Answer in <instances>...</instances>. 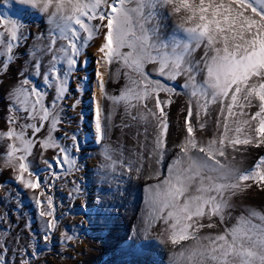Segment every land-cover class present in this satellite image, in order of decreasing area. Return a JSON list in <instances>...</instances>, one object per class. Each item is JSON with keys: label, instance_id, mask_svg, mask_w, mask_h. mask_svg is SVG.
Returning <instances> with one entry per match:
<instances>
[{"label": "snow or ice", "instance_id": "1", "mask_svg": "<svg viewBox=\"0 0 264 264\" xmlns=\"http://www.w3.org/2000/svg\"><path fill=\"white\" fill-rule=\"evenodd\" d=\"M16 2L42 14L48 31L36 34L20 78L9 89L0 167L11 169L12 179L23 188L39 189L33 200L44 220L40 239L50 243L59 225L57 205L46 189L82 170L75 155L81 151L77 132L69 135L61 126L70 122L65 119L70 85L76 81L77 93L85 91L87 76L76 74L87 67L86 50L99 39L101 98L94 90L91 123L101 149V179L107 173L135 174L146 181L144 232L161 226L156 238L171 247V264H264V211L246 207V215L235 217L231 226L226 223L233 219L235 197L253 189L264 192V155L247 168L238 160L249 149H264V0ZM167 18L175 22L169 38L161 32ZM25 27L0 15V71L6 73L19 59ZM106 75L117 82L123 78L118 94L109 92ZM177 81L182 91L174 86ZM181 95L187 99L180 138L170 146L168 110ZM81 103L75 98L71 108ZM121 107L126 118L122 128L133 127L129 121L143 125V140L139 130L135 134L139 151L131 155L110 143L112 118ZM78 115L82 125L85 113ZM209 130L211 136L204 139ZM49 150L54 155L46 158ZM37 155L43 169L33 166ZM72 183L73 193H80L81 185ZM218 227L220 231L204 232ZM25 228L30 239L37 236L30 222ZM62 236V243L77 238L67 231ZM6 239L7 234L0 236V264H8ZM17 252L18 264H33L40 255L35 243Z\"/></svg>", "mask_w": 264, "mask_h": 264}, {"label": "rangeland", "instance_id": "2", "mask_svg": "<svg viewBox=\"0 0 264 264\" xmlns=\"http://www.w3.org/2000/svg\"><path fill=\"white\" fill-rule=\"evenodd\" d=\"M7 4L0 6V15L4 16L5 18L18 19L17 17L15 18V16H13L14 14H12V10L8 8ZM2 7L4 8V11ZM30 20L32 23L34 18L29 16L27 21ZM39 25L40 21L37 25L32 27H37ZM32 27H30L29 30H31ZM26 41H28V37ZM26 44L27 42H25L20 48H25ZM92 46L86 50L85 54L89 52ZM17 54L19 56V61L22 59V57L18 52ZM2 59L3 58H0V63H2ZM14 63H16V61ZM13 64L9 67L8 71L10 73L8 71L6 73L0 71V81H2L0 85H3V87H8L12 81L15 82L20 78L17 72L14 74L11 73V66H13ZM148 67L151 68V65ZM81 69L76 75L81 72ZM93 72L91 71V75H93ZM3 78L4 80H2ZM31 78L37 83L39 87H44L39 78L34 76ZM106 80L108 81V85L114 82V80H109L108 76ZM122 82L123 83L121 84V87L124 84V80ZM175 83L176 86H174L177 88V90L182 91L180 87L181 81H177ZM73 88V83H71L70 92L72 93V97L66 98L67 106L65 108V119L70 122L61 126L62 130L67 131L69 135L76 131V125L71 121L72 117L69 115L70 111L73 110L71 105L74 103V99L77 98L75 95L76 93L73 92L75 91ZM119 90L120 89L117 91ZM52 95L53 93L50 90L49 101L51 100ZM5 97V100L8 101V94ZM174 99L175 103L168 110L170 123L168 143L170 146L174 143L172 138L174 131H176V128H178L180 123L183 121L181 109L186 107L187 98L181 95L175 97ZM4 105L5 109L7 110L9 103L5 102ZM1 111L2 110H0V123H2L1 118H3L1 116ZM172 111L178 113L177 118L179 125H177L178 123L176 121L177 119H175V116H172ZM125 119L126 118L123 115V108L121 107L115 112L112 118V127L109 133L110 143L113 149L118 150L120 147H123L125 150V155H131L133 150L139 151V148L136 144L135 134L137 130H139L141 133L140 139L143 140V125L129 121L130 123H133V127L122 128L121 124ZM4 128L5 123L0 124V129ZM209 128H211V125ZM76 132L78 133L77 135L81 143L82 140L79 132ZM43 134L44 133H41L40 135ZM56 135L63 139L62 132H58ZM203 138L207 139L209 137L206 138V136L203 134ZM64 143L70 144L71 141H64ZM38 147L39 146H37V148ZM90 150L91 151L88 152V154L81 153V151L79 153H75V155L78 156L79 163L82 166L81 171L56 181L55 187L46 189L48 194H51L54 198V202L57 205L56 216L59 219L58 228L53 233L51 242L47 244L40 239V236L42 235V228L44 227V220L39 217L37 206L33 200V197L38 194L39 189L28 190L23 188L19 183L12 179L14 173L11 169L6 170L3 167H0V185L3 186L0 188V236L7 234L6 245L9 249V252L7 253L8 264H18L20 256L17 250L21 247L27 246L29 243L37 244L40 253L39 257L34 259L33 264H137V262L138 264H156V260L158 264H171L170 257L172 251L170 250V252L167 250L169 251L167 252L166 249L163 250L156 247V240L152 238V235L148 236L143 230L141 231V229L138 227L139 225L137 224V222L139 223L142 220V215L145 214L144 187L146 181L143 178L137 179L135 174H133L131 177H128L112 173H107L108 178L102 180L101 176L105 174L102 173L100 168V164L102 162L100 146H96V149L91 147ZM53 155L54 153L49 150L46 153V158H51ZM259 155H264V149L252 148L244 154L242 159L238 156V160H241L242 167L247 168L252 166V164L255 162V159ZM171 158L172 152L170 151L168 157L166 158L165 164H167ZM90 161H95L96 163V168L92 171L89 170L88 166ZM33 166L37 170L44 168V165L39 160L38 155L37 159L33 161ZM43 178L44 177L42 176V179ZM73 180L81 185L82 191L80 193H73ZM250 192V198L252 197V200H260L259 202L264 205V192L255 189L250 190ZM132 193L135 196L134 199L137 201L139 200V203L132 202L130 205L129 203L120 201L121 197L126 198L129 195L131 197ZM82 205H86V207H82ZM129 208L130 210H135L133 211L135 212L133 216H136V218L132 220L133 222L126 230L125 225L123 224L121 226V231L118 233L117 230L119 225L117 223L122 214L119 212H127L129 211ZM3 221H7V223ZM26 222H30L31 232L37 233L36 237H32L30 239L31 233L25 228ZM65 231H67L69 235L75 234L77 238H74L71 242L62 243V233ZM104 232L106 234H104ZM103 234L105 236H103ZM113 237L115 239L117 238V241L111 240ZM147 237H151V239L146 240ZM103 243L105 245L103 248L98 247V244ZM84 244L88 245L87 248H89L92 252H96L95 258H92V255L90 257L87 254V256H85L82 255V253H79V249H81ZM140 255L143 258L138 257ZM144 258L146 260H144Z\"/></svg>", "mask_w": 264, "mask_h": 264}, {"label": "bare ground", "instance_id": "3", "mask_svg": "<svg viewBox=\"0 0 264 264\" xmlns=\"http://www.w3.org/2000/svg\"><path fill=\"white\" fill-rule=\"evenodd\" d=\"M5 5L6 3L4 2V0H0V6L1 5ZM8 8L12 10V14H14L13 16H15V18L17 17L18 20L22 21L24 24H25V33L28 37V41L25 48H19L20 50H17V52L19 53V55L22 57L21 60H17L16 63L13 64V66H11V73L14 74L15 72H19L22 68V66L24 65V61L27 60L28 58V50L31 48V46L36 43V40H35V36L36 34H39V33H44L45 35L47 34V31H48V24L46 22V19L44 18V16L40 13H38L37 11L33 10L32 8L28 7V6H25V5H22V4H19L16 2V0H8ZM4 7V6H3ZM2 7V8H3ZM3 11H4V8H3ZM29 16L33 17L34 20L32 21L31 23V20L30 21H27V19L29 18ZM165 16H167V13H165ZM40 21V25L37 26V27H32L34 25H37L38 22ZM31 28V30H29ZM34 31H33V30ZM175 31V22L173 19L171 18H167V19H164L162 21V27H161V32L163 34V36L165 38H169L173 32ZM100 41L99 39H97L95 41V43L93 44V46L91 47V49L89 50V52H87L86 54V57H87V67L86 68H82L81 69V72L77 75L78 77H83V76H87V83L85 85V91L83 92V94H78L77 91H76V87H77V83L76 81L72 82L73 83V86H74V90L73 91L74 93H76V97L81 99L82 103L79 107H77L78 109L76 110H71L70 111V114L71 115L70 117H72V122L76 125V131L79 132V135L81 137V140H82V144L81 146V153H86L88 154V152H90L91 150V147L96 149V146H99L97 145L94 140H93V125L91 123V120L93 118V113H92V107H93V103H92V98H93V91L95 90V94L97 96V98H101V95H100V91H99V87H98V84H97V77H96V70H97V64H96V60L98 58V55L99 53H97L96 51V47L99 45ZM201 53H197L196 56L197 58H199V55ZM114 68L116 66H113ZM150 69V68H149ZM101 71H104L103 69H100ZM91 71L93 72V75H91ZM9 72V71H8ZM10 73V72H9ZM8 74V73H7ZM91 78V80H90ZM105 79H107V75L105 76ZM4 80V78L2 79ZM16 80V79H15ZM123 78L121 77L119 79V81H115L113 83H110V85H108V90L109 92L113 93V94H118L119 91H117L118 89L121 88V84L123 83ZM14 81H12V83L8 86V87H3V85H0V110L1 111V116L3 118H1V121L2 123H5L6 121V117L8 116V109L6 110L5 109V102L6 103H9V100L6 101V95L9 94V89L10 87L13 85ZM175 86H176V83H175ZM178 87V85H177ZM180 88V87H179ZM72 91V89H71ZM70 109V108H69ZM83 110L84 113H85V120H84V123L81 125L79 123V112ZM172 116H175V119H177V125H179V121H178V113L172 111ZM69 117V118H70ZM175 121V122H176ZM0 123V124H2ZM172 130V128H171ZM75 131V132H76ZM78 134V133H77ZM180 136V131H179V127L176 128V131H174V135L172 136L174 142H177L179 140V137ZM204 136L207 137H210L211 136V131H207L204 133ZM168 162V161H167ZM39 163V162H38ZM102 163V162H101ZM89 170H94L96 168V163L95 161H90L89 164ZM3 170V168H2ZM7 170V169H6ZM97 170V169H96ZM4 173V172H3ZM132 188V187H131ZM133 189V188H132ZM117 192V191H116ZM119 192V191H118ZM136 192V191H135ZM137 192H138V188H137ZM96 193V192H95ZM131 193V191H130ZM129 193V194H130ZM250 191L240 197H235L234 198V203L236 204V207L231 209L230 211L232 212V216H233V219L231 221H227L226 223L228 224V226H231V224L235 223V217L241 215V214H247L245 212V208L246 207H252V208H255V209H258V210H261V211H264V205H262L261 202L259 201H254L250 198ZM254 193V192H253ZM139 195V194H138ZM253 195V194H252ZM255 195V194H254ZM256 196V195H255ZM86 198V197H85ZM135 196L133 195V193L131 194V197L130 195L126 198H122L121 197V200L122 202L124 203H129L130 205L132 204V202L134 203H139L136 199H134ZM255 198V197H254ZM263 200V199H262ZM144 201V200H143ZM142 201V202H143ZM119 203V202H118ZM115 204V203H114ZM143 204V203H142ZM120 205V204H119ZM145 205V204H144ZM127 206V205H126ZM141 206V205H140ZM109 207V206H108ZM145 211H146V206L144 207ZM122 210V209H121ZM134 209L133 210H130L129 208V211L127 212H119V213H122L121 214V217L119 218L118 220V225H119V228H118V233L121 231V226L124 224L125 225V230L128 229L130 227V224L133 222L132 220H134V218H136V216H133V214L135 212ZM108 212V211H107ZM110 213V212H109ZM145 213V212H144ZM108 216V215H107ZM131 216V217H129ZM139 216V215H138ZM145 216V214L142 215V220H143V217ZM129 217V218H128ZM141 217V216H140ZM142 220L137 224L139 225L138 227L141 229V231L143 230L144 231V227L145 225L142 223ZM205 223H207V221H205ZM218 223V222H217ZM133 225V224H132ZM39 227V226H38ZM137 227V226H136ZM137 227V228H138ZM117 229V228H116ZM135 230V229H134ZM221 228L218 227L216 229H205L204 232L205 233H208V232H217V231H220ZM110 231V230H109ZM123 231V230H122ZM128 231V230H127ZM161 231V226L160 225H156L154 226L152 229L149 230V233H147V235H152V238H154L155 241V246L158 247V248H161V249H166L167 250H171V247L169 245H166V244H163L161 243L156 237H157V234ZM98 232V231H97ZM103 232V231H102ZM106 232V231H105ZM104 232V234H106ZM145 233V232H144ZM103 234V236H105ZM126 234V233H125ZM140 234V233H138ZM56 235V234H55ZM101 235V234H100ZM144 235V234H143ZM142 235V236H143ZM102 236V235H101ZM141 236V235H140ZM99 238V236H98ZM103 238V237H102ZM151 239V237H147L146 240H149ZM113 241H117V238L115 239L114 237L111 239ZM140 241V240H139ZM104 242V241H103ZM152 243V241H151ZM150 243V244H151ZM154 244V243H153ZM131 245V244H130ZM97 246V245H96ZM104 243L103 244H98V247H104ZM128 246V245H127ZM88 245H85L83 247H81V249H79V253L82 255H85V256H90L92 255V258H95V254L96 252H92L89 248H87ZM154 248V247H153ZM124 249V248H123ZM151 249V248H150ZM98 251V249H97ZM167 251V252H169ZM170 251V252H171ZM93 254H92V253ZM158 252V251H157ZM162 252V251H161ZM98 253V252H97ZM100 253V252H99ZM87 254V255H86ZM107 254V253H106ZM150 254V252H149ZM148 254V256H149ZM152 254V253H151ZM157 254V253H156ZM162 255V253H161ZM97 257V256H96ZM135 257V256H134ZM138 257H142L141 255L138 256ZM143 258V257H142ZM161 258V257H160ZM86 259V258H85ZM141 259V258H140ZM94 260V259H93ZM144 260H146L144 258ZM148 260V259H147ZM136 261H140V260H136ZM148 262V261H147ZM152 262V261H151ZM155 262V261H154ZM136 263V262H135ZM138 264V262H137ZM156 264L157 263V260H156Z\"/></svg>", "mask_w": 264, "mask_h": 264}]
</instances>
